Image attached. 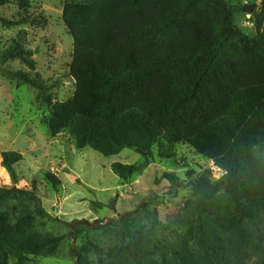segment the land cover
<instances>
[{
    "label": "trees",
    "instance_id": "trees-1",
    "mask_svg": "<svg viewBox=\"0 0 264 264\" xmlns=\"http://www.w3.org/2000/svg\"><path fill=\"white\" fill-rule=\"evenodd\" d=\"M30 9V0H16ZM14 3L0 0V7ZM237 14L253 18L247 35ZM63 21L73 39L70 76L75 92L53 106L47 125L52 136L68 132L77 149L104 157L132 148L144 163H114L122 179L141 173L159 154L186 144L212 161L223 175L200 183L187 203L175 235L160 237L154 212L146 226L126 218L108 229V244L71 245L73 264H264V234L255 225L264 213V2L232 0L69 1ZM0 17L5 28L29 23ZM33 54L15 45L2 63L19 60L33 69ZM36 86L26 74H9ZM13 182L16 151L1 154ZM53 188L61 180L51 172ZM162 179L177 183L173 173ZM50 218L38 194L0 187V264H27L31 257H54L66 239L92 228L65 222L68 234L42 231Z\"/></svg>",
    "mask_w": 264,
    "mask_h": 264
},
{
    "label": "rangeland",
    "instance_id": "rangeland-1",
    "mask_svg": "<svg viewBox=\"0 0 264 264\" xmlns=\"http://www.w3.org/2000/svg\"><path fill=\"white\" fill-rule=\"evenodd\" d=\"M69 1L86 0H30V9L14 3L0 7V17L30 22L5 28L0 23V187L28 188L36 184L42 203L50 218L44 220L42 231L56 236L68 234L65 222L86 221L97 229L86 231L76 240L64 241L54 257H31L27 264H73L71 245L82 247L87 241L108 244V229L135 218L146 226L150 213L159 221L160 237L175 235L179 222L196 186L214 182L223 175L195 149L186 144L171 147L172 158H164L155 146L149 165L129 179H122L112 171L114 163L141 165L142 152L125 148L118 155L104 157L86 147L77 149L68 132L52 136L47 122L55 103L68 101L75 92V81L70 76L73 39L63 21V8ZM260 6L264 0H232ZM236 24L247 35L256 29L250 15L237 14ZM33 54V69L19 60L2 63L4 54L15 45ZM21 72L36 86L20 83L9 74ZM16 151L23 161L15 166L18 180L13 182L2 166L1 154ZM51 172L61 180L53 188L45 179ZM173 173L179 181L162 179ZM264 234V213L254 226ZM11 264H17L11 262Z\"/></svg>",
    "mask_w": 264,
    "mask_h": 264
}]
</instances>
